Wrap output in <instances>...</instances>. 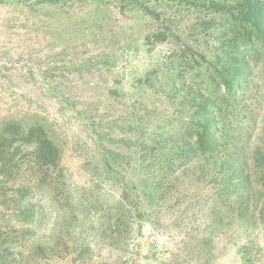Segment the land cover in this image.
<instances>
[{
    "label": "rangeland",
    "instance_id": "374dc122",
    "mask_svg": "<svg viewBox=\"0 0 264 264\" xmlns=\"http://www.w3.org/2000/svg\"><path fill=\"white\" fill-rule=\"evenodd\" d=\"M238 2L0 0V128L41 122L58 151L39 167L36 146L16 143L12 173L0 174V264H264L258 199L221 198L210 179L162 161L149 197L157 151L135 143L182 126L176 106L204 86L185 64L211 60L221 31L237 36L247 74L229 121L246 132L259 110L264 123V37L236 35Z\"/></svg>",
    "mask_w": 264,
    "mask_h": 264
},
{
    "label": "trees",
    "instance_id": "16d2710c",
    "mask_svg": "<svg viewBox=\"0 0 264 264\" xmlns=\"http://www.w3.org/2000/svg\"><path fill=\"white\" fill-rule=\"evenodd\" d=\"M221 4L216 2L217 8L224 12V6ZM202 7L205 8L206 4L203 3ZM236 8L239 9L243 26V28L237 26L234 29L236 35L243 32H248L250 35V31H256L257 35L264 37V0H240ZM229 24L232 25L233 22ZM224 33L221 31L219 35H216L219 44L216 45L217 47L214 46L212 59L207 61L208 65L205 56L200 54L198 57L197 53H192L195 58L185 64L189 73L203 71V73H199L198 78L201 79L200 82L204 83V86L199 87L190 84L185 91L188 96L183 98L180 104H176L177 122L182 126L177 125V129L174 131L168 129L156 131L150 137V142L146 141L145 143L141 138H138L139 141L135 143L139 149H141L142 144L146 145L142 147L146 151L143 154H147L149 149L158 152L153 153L152 158L154 160L151 161L152 163L150 162L151 164L149 163L150 166L146 169L150 176L148 180H151L154 175L155 163L162 161L166 163L163 167L168 168L185 166L187 173L191 171L192 179L196 181L201 179V182L202 180L206 181L207 178L210 179L209 181L215 184L221 198H223L222 195H227L231 190L238 192L241 189L242 194L240 195L242 197L258 199L255 202L262 206L260 213L264 219V204L259 203L264 202V123L259 118L256 119L259 110H257V114L250 110L248 112L251 115L249 119L240 112H236L251 122V126H248L250 129L246 132H243L241 126L238 129L233 128L229 121L231 115L234 114V109H236L234 108L235 104H239L236 103V97L242 87L238 82H246L247 74L246 64L242 60L239 62V57L236 54L240 47L237 45V36L226 42ZM260 43L263 47L264 41ZM187 52L190 53V50ZM179 57L184 56L181 54ZM183 63L184 61L180 63V69L176 74L178 80L183 78ZM205 64L206 67L202 69ZM209 80L210 83H208ZM259 108H262L261 103ZM30 125L24 127L20 121H12L6 122L0 128V174L4 177H9L13 171L14 164L12 163L19 151V145L16 146V143L36 146L31 151L33 155L31 158L39 167L57 163V148L53 139L49 138L41 126L42 123L32 121ZM252 128L258 130L256 135L253 134ZM257 135L258 138L252 140V137ZM248 160L250 162H247ZM188 166H191L193 170ZM217 177L221 178L220 183L219 180L217 182ZM151 182L154 186L150 187L151 184H146V187L148 191L151 190L148 192L149 197L153 198L157 192L154 189L156 181L152 179ZM120 209L121 206L116 209L117 213L121 211ZM229 210V212L235 211L231 204ZM213 217L219 219L221 217L220 212L214 211ZM125 220L126 216L122 223ZM116 226L118 229V221Z\"/></svg>",
    "mask_w": 264,
    "mask_h": 264
}]
</instances>
